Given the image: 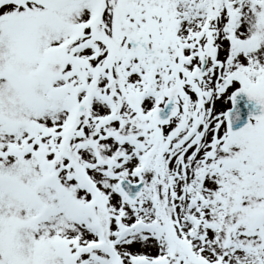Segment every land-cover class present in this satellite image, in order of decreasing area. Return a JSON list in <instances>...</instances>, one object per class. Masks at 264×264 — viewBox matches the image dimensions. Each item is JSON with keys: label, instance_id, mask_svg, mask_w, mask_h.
<instances>
[{"label": "snow or ice", "instance_id": "snow-or-ice-1", "mask_svg": "<svg viewBox=\"0 0 264 264\" xmlns=\"http://www.w3.org/2000/svg\"><path fill=\"white\" fill-rule=\"evenodd\" d=\"M0 264H264V0H0Z\"/></svg>", "mask_w": 264, "mask_h": 264}]
</instances>
